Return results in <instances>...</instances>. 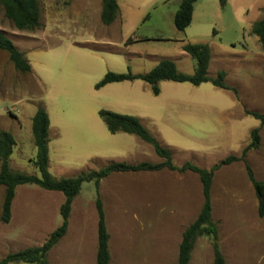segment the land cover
Listing matches in <instances>:
<instances>
[{
  "label": "rangeland",
  "instance_id": "rangeland-1",
  "mask_svg": "<svg viewBox=\"0 0 264 264\" xmlns=\"http://www.w3.org/2000/svg\"><path fill=\"white\" fill-rule=\"evenodd\" d=\"M38 1L41 9L38 28L16 30L5 18L2 7L0 28L8 32L7 37L24 54L34 72L42 75L44 70H51L50 73L61 74L64 92L56 96V107L61 109L56 114L67 130L58 151V163L67 169V178L97 171L109 161L130 164L162 161L152 146L136 136L109 133L98 116V111L104 109L140 118L161 146L169 150L167 145L178 147L180 150H170L176 167L189 162L209 170L228 156L240 157L250 142V132L257 129L259 147L246 153L245 162L255 178L264 182V124L245 113L264 114V50L257 37L250 34L245 44L247 34L230 17L223 22L226 30L214 36L213 28L207 32L210 40H206L211 46L208 76L214 78L224 71L225 83L237 90V97L210 83L192 86L161 82L157 96L142 81L113 83L98 91L95 85L107 72L145 74L159 60L171 59L179 72L192 75L196 64L183 52L180 40L170 33H166L171 37L165 40L124 46L119 31L103 25L99 14L87 17L82 11L72 18L73 23L87 21L86 29L81 30L79 25H71L70 19H64V34L60 30L56 34L50 32L53 26L45 32V21L54 12L52 8L64 4L60 0ZM207 6L210 10L211 4ZM58 40L86 45L71 46L68 53L59 56L60 50L52 49ZM61 58L65 60L63 67L59 66ZM90 84L96 94L92 102L83 98ZM44 92L38 76L18 72L0 54V125L13 123L12 117L24 125L31 123L28 117L44 101ZM6 110L15 114L10 117ZM23 145L25 157H35L33 141L25 139ZM141 149L148 151L143 154L138 152ZM23 174L38 176V171L28 165ZM17 192L13 219L7 224L0 221V260L9 253L40 246L61 224L56 208L60 200L64 201L63 194L34 185H21ZM98 193L109 234V264H177L182 234L203 204L201 184L195 173L163 169L111 174L101 180ZM210 196L211 221L217 227L218 245L226 264H264V217L257 215V200L242 161L214 172ZM95 200L94 182L83 183L71 206L67 234L60 242V250L64 251L83 242L85 264L87 261L96 264ZM26 202H30L29 211L22 206ZM39 202L50 204L52 211L50 217L42 219V224L34 219V214L42 212L33 207ZM212 262L211 237L197 236L188 264Z\"/></svg>",
  "mask_w": 264,
  "mask_h": 264
},
{
  "label": "trees",
  "instance_id": "trees-1",
  "mask_svg": "<svg viewBox=\"0 0 264 264\" xmlns=\"http://www.w3.org/2000/svg\"><path fill=\"white\" fill-rule=\"evenodd\" d=\"M71 0H63L65 4ZM197 0H181L179 9L174 15L173 23L177 31L183 32L191 23L194 4ZM220 6L226 5V0H219ZM4 16L10 20L16 30L32 31L40 26L41 9L38 0H0ZM118 6L116 0H102L100 19L102 24L109 25L117 15ZM251 33L258 38L264 50V18L252 25ZM182 50L195 61V70L192 75L181 73L177 70L175 63L170 59H162L149 72L145 74L113 73L107 72L103 78L96 83L95 89H99L110 83L123 81L141 80L146 83L152 93L157 96L160 92L159 83L171 81L176 83H188L199 86L202 83H210L212 86L231 91L237 97V90L226 85L224 71H220L214 78L208 76V68L211 59V51L206 44H192L183 42ZM0 51L9 55V60L14 68L20 73H29L30 64L22 52L10 41L3 31H0ZM264 124V114L256 112H245ZM99 117L106 125L111 134L118 132L137 136L144 143L152 146L154 153L162 161L156 164L141 162L138 164H126L123 162H112L97 171L82 173L74 178L54 179L48 172V127L49 119L44 108L38 104L35 115L32 118V135L36 155L34 166L39 176L12 173L9 170L8 158L11 155L14 140L10 133L0 131V185L5 187L0 221L7 224L11 218V205L15 196V188L20 185H34L46 191L60 192L64 196V202L59 208L61 224L57 227L38 247H29L24 250L9 253L0 260V264L26 263V264H48V252L66 235L69 225L71 206L75 197L79 194L81 185L85 182H94L96 190L95 209L97 214V250L96 264H109V234L106 227L105 212L100 199L98 189L102 179L113 173H136L157 172L163 169L177 171L179 173H195L200 181L202 189L203 204L196 219L184 230L178 246L177 264H188L195 238L199 235L210 236L212 239V264H226L218 245L217 227L211 221V187L214 172L222 166L234 162L244 163L246 175L250 182L257 200V215L264 217V182L255 178L250 166L245 162L248 151L259 147L260 137L258 130L250 132V142L242 150L240 157L228 156L221 160L211 169L199 168L189 162L181 167H176L171 161V151L159 144L149 130L134 116L114 113L107 110H99Z\"/></svg>",
  "mask_w": 264,
  "mask_h": 264
},
{
  "label": "crops",
  "instance_id": "crops-1",
  "mask_svg": "<svg viewBox=\"0 0 264 264\" xmlns=\"http://www.w3.org/2000/svg\"><path fill=\"white\" fill-rule=\"evenodd\" d=\"M60 1L63 2V0H60ZM116 3L118 6L117 15L114 21L106 26H112L117 31H119L120 41L126 47H128L127 46L128 43H137V42L157 40V39L165 40L167 39V37H171V36H168V34L166 33H170L171 35H173L174 39L180 40V42L182 43L181 47L183 45V42H188V43L192 42V44H206L207 43L206 45H208L211 51L210 42L206 40V39L210 40V38L207 36V32L209 28L210 29L213 28L212 31H213V36H214V34L216 35L220 31L226 30L227 26L223 24L225 17L232 18L233 22L237 24L238 28H241L242 32L247 34L248 37L246 38V40L244 39L245 44H246V41L249 40L250 34H252L251 33L252 25L255 22L264 18V0H226V5L223 8L220 6L219 0H197L193 7L192 19H191L190 25L183 32H179L174 27L173 18H174L175 13L179 9L181 0H116ZM63 4L64 5L61 4L59 6L55 5V7L52 8L54 12L45 21V32H47V30H49L50 27L53 26L54 30L50 32H53L54 34H56L57 31L60 30L59 33L64 34V32L66 31L65 29L66 25L63 24L64 19L66 20L70 19V24L79 25L81 30L82 28L86 29L88 26L87 21L84 20L81 23H73L74 21L72 20V18L74 16H80L82 11L86 13L87 17L93 16V15L97 16L98 14L99 15L101 14V10H102V0H92V1L91 0H71L67 4H65L64 2ZM207 4H211L210 10ZM212 8H213V11L211 10ZM217 27L219 30H217ZM140 30H143V31H140ZM0 31H3L7 36L8 32L6 30L0 28ZM176 32H179V33H176ZM64 39L68 41L70 38L64 37ZM182 39H185V40H182ZM76 45L85 46L86 43L82 42L79 44V43L72 42V41L64 42L63 40H58L53 44L52 49L60 50L58 52L60 56L62 52L68 53L69 48L71 46L76 47ZM0 54L4 59L6 58L8 62L9 55L4 51H0ZM159 61L157 62V64L159 63ZM64 62L65 60L63 58L59 59V66L60 67L65 66ZM28 63L30 64L29 61ZM86 64L84 65L83 63L84 66H86ZM50 71L47 72L44 70V74L40 75L39 73L34 72L33 67H31L30 74H34L35 77L38 76V78L40 79V81L43 82V85H44L45 99L43 102L40 101V104L44 108L45 112L48 115V119H49L48 172L54 179L59 180L62 178H67L68 176L67 169L62 165L61 162L58 163V160H59L58 151H59L60 146L62 145L61 142L63 140L64 131L67 130V127L65 126L63 122L59 121L60 120V118H58L59 116L57 117L58 114H56V110L58 109L61 111V109L56 107L57 102H55L56 96L64 92V84L60 80L61 74L50 73ZM134 81H141V80H134ZM123 82H133V81H123ZM162 82H171V81H162ZM118 83H121V82H118ZM110 84H113V83H110ZM110 84H107L99 88L98 91L106 89L105 87L109 86ZM95 97H96L95 91L92 89V84H90L83 98H85V100H88L89 102H92ZM100 110H104V109H100ZM6 111L10 115V117H12V115L15 114L14 112H9L8 110ZM35 112H36V108L33 111H31L28 117L29 120L31 119V123L30 121H28L24 125L23 122L19 121L17 117H12L13 123H10L9 125H6V126L0 125V131H6L10 133L14 140L12 152L8 158L9 170L12 173H22L23 174L24 171L27 169L28 165H31L35 168L33 164L35 157L33 158L25 157L24 155L25 152L23 149V146H24L23 143L25 139H27L28 141H33L34 143L33 135H32V118L35 115ZM0 118H2V114H0ZM138 119L142 123V120L140 118ZM104 126L106 125L104 124ZM105 128L107 129V127ZM115 134H126V133L118 132ZM127 135L132 136V134H127ZM136 142L138 141L136 140ZM164 144L167 145L166 143ZM167 146L168 148H170V150L179 149L178 147H174L171 145H167ZM145 151H148V149H141V151H138V152L144 154ZM112 162H118V161H109L105 165H108L109 163H112ZM138 163H141V162H138ZM138 163H133V164H138ZM126 164H130V163H126ZM82 173H85V172H82ZM136 173H143V172H136ZM113 174H118V173H113ZM26 175H29V174H26ZM18 187L19 186L15 188V196H14V199L11 205V220L13 219V216H14L13 212L17 206ZM4 193H5V187L0 185V210L2 209ZM45 196H49V195L45 194ZM63 202H61L60 200V203H59L60 206L62 205ZM22 206L27 211H29V209L31 208L30 202H26ZM60 206L58 205L57 207L60 208ZM33 207L37 208L39 211H42V212L34 214V219L37 221L36 223L38 224H42V219L45 220L46 218L50 217L52 214L51 213L52 211H50L51 205L48 203L39 202L37 205H34ZM59 208H56V213L59 212ZM56 213H54V217L56 216ZM38 219H41V220H38ZM52 232H50V234ZM65 236L63 238H65ZM61 240L48 252L47 254L48 264H85V262L83 261V256L86 253H83L84 252L83 242L79 241L78 243L75 244L74 249L64 251V250H60V244H61L60 242H63V240L62 241ZM78 246H80V248H77ZM86 263L88 264V261Z\"/></svg>",
  "mask_w": 264,
  "mask_h": 264
}]
</instances>
